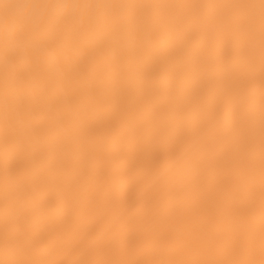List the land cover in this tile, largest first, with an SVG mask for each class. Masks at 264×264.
I'll return each instance as SVG.
<instances>
[{
	"label": "bare ground",
	"instance_id": "bare-ground-1",
	"mask_svg": "<svg viewBox=\"0 0 264 264\" xmlns=\"http://www.w3.org/2000/svg\"><path fill=\"white\" fill-rule=\"evenodd\" d=\"M0 264H264V0H0Z\"/></svg>",
	"mask_w": 264,
	"mask_h": 264
}]
</instances>
